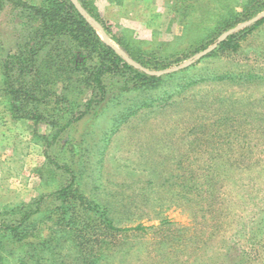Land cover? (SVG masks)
I'll return each instance as SVG.
<instances>
[{"label": "rangeland", "instance_id": "obj_1", "mask_svg": "<svg viewBox=\"0 0 264 264\" xmlns=\"http://www.w3.org/2000/svg\"><path fill=\"white\" fill-rule=\"evenodd\" d=\"M93 1L114 35L166 55L246 0ZM16 11L17 0H0V59L18 49ZM217 44L160 70L153 86L114 94L63 133L49 151L76 176L67 219L48 198L6 240V264H264V22L236 50L209 53ZM5 103L0 92V210L71 180L47 165L39 135L51 129L12 118Z\"/></svg>", "mask_w": 264, "mask_h": 264}, {"label": "trees", "instance_id": "obj_2", "mask_svg": "<svg viewBox=\"0 0 264 264\" xmlns=\"http://www.w3.org/2000/svg\"><path fill=\"white\" fill-rule=\"evenodd\" d=\"M79 6L74 0H17L18 49L0 59V92L6 99L5 110L12 118L51 129L49 134L39 135L47 142V165L68 173L71 180L51 193L0 210V264H6V240L23 233L35 216L49 208L48 198L61 203L62 221L67 219L69 191L76 176L67 163H61L49 151L63 133L114 94L153 86L162 80L161 74L149 71L159 72L180 64L215 42L217 46L209 53L236 50L240 40L264 22L262 15L253 25L220 38L239 22L264 10V0H246L237 8L223 11L203 35L188 37L184 49L160 55L114 35L93 0H79ZM89 18L102 24L129 60L101 38ZM105 224L107 229L117 230L112 221ZM142 228L137 225L133 229Z\"/></svg>", "mask_w": 264, "mask_h": 264}, {"label": "water", "instance_id": "obj_3", "mask_svg": "<svg viewBox=\"0 0 264 264\" xmlns=\"http://www.w3.org/2000/svg\"><path fill=\"white\" fill-rule=\"evenodd\" d=\"M78 5V4H77ZM79 6V5H78ZM80 7V6H79ZM234 29H232L231 31H229V32H232ZM222 39V38H221ZM211 48H208V49H206V51H209ZM149 72H151V73H155V74H161V72H152V71H149ZM164 72H166V71H164Z\"/></svg>", "mask_w": 264, "mask_h": 264}]
</instances>
